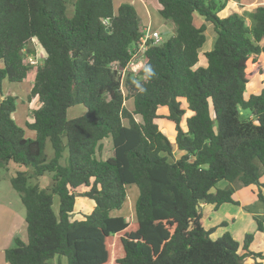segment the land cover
<instances>
[{
    "label": "trees",
    "instance_id": "trees-1",
    "mask_svg": "<svg viewBox=\"0 0 264 264\" xmlns=\"http://www.w3.org/2000/svg\"><path fill=\"white\" fill-rule=\"evenodd\" d=\"M156 1L175 33L151 45L134 70L143 28L131 5L0 0V171L26 168L11 184L26 210L27 240L16 238L5 250L8 264L61 257L68 264H264V253L250 250L252 236L242 247L228 234L213 239L201 207L202 200L216 211L236 204L238 185L257 186L264 203V5L251 8L248 29L237 13L219 17L228 0ZM197 17L216 35L204 54L207 27L197 26ZM34 41L46 57L29 96L39 102L26 123L32 139L14 120L17 98L3 89L6 81L27 80ZM256 79L259 92L252 90ZM75 106L85 112L69 119ZM162 119L174 124V143L158 125ZM106 139L113 153L102 161ZM45 176L48 186L40 183ZM132 185L139 194L128 223L112 212L122 210ZM78 198L94 204L82 218ZM254 219L263 231L264 218Z\"/></svg>",
    "mask_w": 264,
    "mask_h": 264
},
{
    "label": "rangeland",
    "instance_id": "rangeland-1",
    "mask_svg": "<svg viewBox=\"0 0 264 264\" xmlns=\"http://www.w3.org/2000/svg\"><path fill=\"white\" fill-rule=\"evenodd\" d=\"M73 0H69L71 2ZM132 0H114V6L116 9H118L122 4L132 5L137 11L140 12L139 3L136 6H133L131 4ZM144 1L145 3H149L152 6H157L156 0H139ZM237 3H241L242 5H245L247 2H254L256 1V5L262 4L264 0H234ZM153 6V7H154ZM231 13H237L242 17L246 18V27L248 29L252 28L253 25V19L250 16V10L243 7H232L230 4H227V7L225 10H223L220 14V18H226ZM153 28L154 30H157L158 32H161V40L160 45L164 42H166L170 37L174 35V29L170 28V30L166 31V28L161 26L162 19L161 16L154 10L153 11ZM73 15V8L72 6L68 7V16ZM141 23L143 22V18L141 17ZM197 26L205 24L207 27L206 34L208 37V42L205 46V50L208 51L209 49H213V43L215 40V31L214 26L211 23L205 22L200 17H197L196 19ZM143 24V23H142ZM153 30V31H154ZM173 34V35H172ZM262 45H264V41L262 42ZM30 49L35 53L34 55L27 56V62H29L30 59H32L35 64L31 65L33 67L32 72L28 75L27 80H25L21 84H10L8 81L4 82V89H3V95L6 96H14L17 98V111L14 114V120L16 123L23 128L27 133L29 132L28 129H26V123L31 121V112L39 107L38 100L35 99H29L32 85L34 83L35 75H36V69L38 66L43 64V61L45 60V53L40 47V45L34 41V43L30 46ZM262 61V65L264 67V55H261L260 57ZM206 61L205 59H203ZM140 62H137V65H140ZM137 67H135L136 69ZM134 69V70H135ZM255 88H259L260 85L258 82H255ZM2 100V97L0 95V102ZM126 107L128 110L133 109V102L128 101L126 102ZM85 112V109L83 106H75L72 107L68 112L69 119H74L78 116L83 115ZM167 111H160L159 113L164 114ZM158 125L160 126L161 130L166 134L169 140L173 141V136H176L175 134V127L174 124L167 120H160L158 121ZM33 134V133H32ZM33 139L34 137L31 136ZM111 140V139H110ZM104 142V141H103ZM106 143V142H105ZM107 146V145H105ZM105 157H110V155L113 153L112 148L110 147L106 148L104 147ZM102 151V155L104 153ZM47 153L50 155L52 154L51 147L48 144ZM180 155L177 154V157ZM26 169L23 167H20L15 164H11L8 169H3L0 171V203L1 202H11L14 204V207L17 208V210H24L25 208L18 196V194L13 190L10 179L15 176L16 171ZM264 183V178L261 181ZM41 185L48 186L51 183L50 177H43L40 181ZM224 182L221 183L220 187L224 186ZM128 192V199L125 203L124 207L120 211H114L112 212V216L118 217L122 213L125 212V210L134 209L136 201L138 199V189L136 186L132 185L129 186L127 189ZM237 194L234 198L236 204H230V205H224L222 206L218 212L214 211L213 207L208 206L203 211V222L206 229H215L212 238L218 239L223 237L225 234L230 235L235 241H237L241 247L245 241V237L247 235L253 237V241L250 246V250L253 253H264V230L261 231L257 225V223L253 219V214H249L244 208L245 206L251 201L252 195H251V188L242 187L240 185L237 186ZM239 194V195H238ZM258 199V197H256ZM259 201V200H258ZM203 204V203H202ZM94 208V204L90 201L78 198L77 204H76V217L82 218L81 213H89L91 209ZM252 209V208H251ZM133 212V211H132ZM126 215L129 219L130 217H134L133 215ZM256 217V216H255ZM258 218V217H256ZM261 220V218H258ZM264 228V225H263ZM25 238H27V231L25 232ZM57 260H60L61 264H68V261L66 258L61 257L56 258ZM4 262V261H3Z\"/></svg>",
    "mask_w": 264,
    "mask_h": 264
},
{
    "label": "crops",
    "instance_id": "crops-1",
    "mask_svg": "<svg viewBox=\"0 0 264 264\" xmlns=\"http://www.w3.org/2000/svg\"><path fill=\"white\" fill-rule=\"evenodd\" d=\"M73 1H71L70 4H72ZM228 1H229L228 4H230L232 7L247 8V9L250 10V12H251V8H253L255 6H259V5H264V1H263L262 4H259V5H256V1L247 2L245 5H242L241 3H237L234 0H228ZM138 3H139V7H140V12L137 11L136 9L135 10L137 11V13L139 15V18H141V17L143 18V22H142L143 24L141 23L142 28H151L152 29L153 28V21L152 20H153V16H154L153 11L155 10L160 15V13H159L160 6L159 5H157V6L153 5L154 6L153 7L151 4L145 3L144 1H139V0H132L131 1V4H133V6H136ZM161 26L166 28V31L170 30V28L174 29V26L170 22L165 21L164 19H162ZM152 30H154V29H152ZM154 31H157V30H154ZM174 32H175V29H174ZM159 33L162 34L161 32H159ZM211 50L212 49H209L208 51H206L204 49L202 54H204L205 52H209ZM34 54L35 53H33L32 55H34ZM203 59H205V58L202 55L201 58H200L199 65L206 66V61H204ZM140 61L141 60H139V62ZM259 81H260L259 79H256V80H254V82L252 84V90H254L255 92H259L261 90V86L257 89V88H255V84H254L255 82L259 83ZM259 85H260V83H259ZM2 99H3V97H2ZM161 110L162 111H167V113L163 112L164 114H162V116H167L168 115L167 108H160L159 111H158L159 115H161L159 113ZM13 117H14V115H13ZM162 120H166V119H162ZM32 133H33L32 131H29L28 133L26 132V137H29V138H31V136L35 137V134L34 133L32 134ZM175 137L176 136H173V139H172L173 141L170 140L172 143L175 142ZM105 145H107V146H105ZM104 147H106V148L110 147V149L112 148V150H113L112 141L110 139H106V140H104V142L101 143V151L99 153V158L102 161H105V160H107L109 158V157L108 158L105 157V155H104L105 154V152L103 150ZM102 151L104 152L103 155H102ZM176 153L179 154V155H182V153H179V152H176ZM111 156H112V154L110 155V157ZM10 183H11V179H10ZM11 186H12V184H11ZM249 188H251V191H252L251 192L252 199L245 206L244 209L249 214H253V219L255 218V216L258 217V218L263 219L264 218V203L258 201V199L256 198L257 197V193H258V187L257 186H252V187H249ZM262 191L264 193V188L262 189ZM236 194H237V192L235 193V196H236ZM228 205H230V204H228ZM208 206H211L214 209V206H212V205L202 204L201 205L202 211H204V209H206ZM132 211H131V209L128 208V210H125V212L122 213L121 216H124L125 218H127L126 215H129V214L133 215V213H134V209L133 208H132ZM214 211H216V210L214 209ZM218 211H216V212H218ZM126 221L128 223H133L135 221V217H133V218L130 217L129 219H126ZM254 221H255V219H254ZM26 231H27L26 210H25V213H24L23 208H22V210L19 211V210H17L16 207H14V204L11 203V202H8V201L7 202H1L0 203V264H8L6 262V260H5V250L14 245V241H15L16 238H20V239H22L24 241L27 240V238H25V234H26L25 232ZM51 264H61V262H60V260H57V262H56V258H55L51 262ZM244 264H255V260L253 258H248V259H246Z\"/></svg>",
    "mask_w": 264,
    "mask_h": 264
},
{
    "label": "built area",
    "instance_id": "built-area-1",
    "mask_svg": "<svg viewBox=\"0 0 264 264\" xmlns=\"http://www.w3.org/2000/svg\"><path fill=\"white\" fill-rule=\"evenodd\" d=\"M160 40L161 34L158 31H153L151 28H143V36L141 37L139 46L137 47L135 54L133 55V60L131 64L133 65L136 60L142 59L143 54L148 50L151 45H160ZM27 63H29L30 65L35 64L32 59H30Z\"/></svg>",
    "mask_w": 264,
    "mask_h": 264
},
{
    "label": "clouds",
    "instance_id": "clouds-1",
    "mask_svg": "<svg viewBox=\"0 0 264 264\" xmlns=\"http://www.w3.org/2000/svg\"><path fill=\"white\" fill-rule=\"evenodd\" d=\"M144 72H145V78H151L154 75V72L150 66L145 67ZM135 83H136L137 89L141 93L146 91L145 87L139 81H136Z\"/></svg>",
    "mask_w": 264,
    "mask_h": 264
},
{
    "label": "bare ground",
    "instance_id": "bare-ground-1",
    "mask_svg": "<svg viewBox=\"0 0 264 264\" xmlns=\"http://www.w3.org/2000/svg\"><path fill=\"white\" fill-rule=\"evenodd\" d=\"M140 60H141V59H140ZM137 62H139V60H136V61L133 63V65H132V67H133L134 69H135V67L138 68V66H139V65H137ZM137 68H136V69H137ZM136 69H135V70H136Z\"/></svg>",
    "mask_w": 264,
    "mask_h": 264
},
{
    "label": "water",
    "instance_id": "water-1",
    "mask_svg": "<svg viewBox=\"0 0 264 264\" xmlns=\"http://www.w3.org/2000/svg\"><path fill=\"white\" fill-rule=\"evenodd\" d=\"M201 203H205V201H204V200H202V201H201Z\"/></svg>",
    "mask_w": 264,
    "mask_h": 264
}]
</instances>
